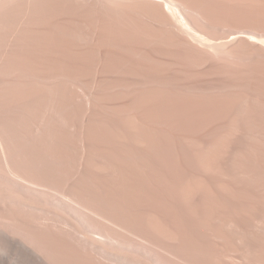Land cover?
Returning <instances> with one entry per match:
<instances>
[{"label": "bare ground", "instance_id": "bare-ground-1", "mask_svg": "<svg viewBox=\"0 0 264 264\" xmlns=\"http://www.w3.org/2000/svg\"><path fill=\"white\" fill-rule=\"evenodd\" d=\"M5 249L264 264V0H0Z\"/></svg>", "mask_w": 264, "mask_h": 264}, {"label": "rangeland", "instance_id": "rangeland-1", "mask_svg": "<svg viewBox=\"0 0 264 264\" xmlns=\"http://www.w3.org/2000/svg\"><path fill=\"white\" fill-rule=\"evenodd\" d=\"M8 250L10 251V253H9V251H6V249L0 251V264H23V263H20L18 261H15V263H14L13 262V251H12V249H8Z\"/></svg>", "mask_w": 264, "mask_h": 264}]
</instances>
